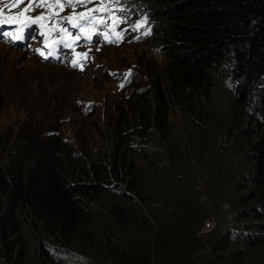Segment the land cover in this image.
Returning a JSON list of instances; mask_svg holds the SVG:
<instances>
[{"label":"trees","instance_id":"16d2710c","mask_svg":"<svg viewBox=\"0 0 264 264\" xmlns=\"http://www.w3.org/2000/svg\"><path fill=\"white\" fill-rule=\"evenodd\" d=\"M116 5L129 26L146 18L135 32L150 29L140 41L167 61L151 90L128 92L103 149L71 142L59 124L0 127V257L264 264V0Z\"/></svg>","mask_w":264,"mask_h":264},{"label":"rangeland","instance_id":"374dc122","mask_svg":"<svg viewBox=\"0 0 264 264\" xmlns=\"http://www.w3.org/2000/svg\"><path fill=\"white\" fill-rule=\"evenodd\" d=\"M49 2L52 3L54 0ZM9 4L11 0H0V9H3L4 18L14 17L18 21H23L24 18L17 13L27 7V2L11 9L5 7ZM103 7H110L114 11L117 9L109 0H101L99 4L93 2L75 9L65 7L62 13L64 16L79 12L87 13L88 9ZM45 8L46 5L37 7L25 15L48 16L53 10L61 11L59 5L46 11ZM89 15L95 16L96 20L84 29L93 33L97 30L96 25L100 17L97 12ZM116 19V15L107 17L99 31L107 33L109 39H117L116 32L128 29L118 43H107L103 36H100L94 37L92 44L83 43L79 46L74 44V50L60 47L59 50L63 48L61 52L65 53L60 61H46L34 51V48H38L45 38L54 41V37L63 36L66 42L71 41L67 33L58 31L66 25H57L56 16H52L51 20L45 19L40 22L42 27H37L32 35V38H39L38 41H31L26 48L15 47L0 36V106L3 105L0 111V127L21 123L26 119H30L33 126L38 128L43 126L46 131L52 129L54 125L58 127L59 124L63 128L62 133L71 142L78 144L85 140L88 148L91 147L93 150L105 148L118 127L122 111L127 112L129 109L125 102L128 92L131 88L139 89L145 84L151 90L154 80L152 72H157L167 61L158 49L142 43L141 39L132 38L134 34L130 35V26L124 19H121L124 22L116 27L114 24ZM53 26L56 31H50ZM5 28L6 25L0 26V34ZM69 30L76 35V30L71 28ZM40 31H43L45 36H40ZM89 48H91L88 53L90 59L84 64L83 71L79 67H72L73 59L78 62L84 59L76 53L86 52ZM129 70L132 74L128 80H125L124 74ZM122 83L124 87H120ZM131 83L134 86L129 85ZM173 113L169 116V127L171 126L176 134V128L184 127V122L177 111ZM212 220L205 221V223L210 222L211 226L209 228L203 226L198 232L199 236L206 237L205 233L214 226ZM27 245L33 252L35 242L28 239ZM0 264L12 263L0 257Z\"/></svg>","mask_w":264,"mask_h":264},{"label":"snow or ice","instance_id":"6c2138e0","mask_svg":"<svg viewBox=\"0 0 264 264\" xmlns=\"http://www.w3.org/2000/svg\"><path fill=\"white\" fill-rule=\"evenodd\" d=\"M26 2H27V7L23 8L19 13H17L18 16L24 18L23 22L18 21L14 17H8L7 19H5L3 15V9H0V26H4L6 24L15 25L18 32L20 33L17 35H13L12 31L5 33L3 37L5 42L14 43L16 41H22L26 37L27 30L32 28L33 25H36L38 28L42 27L40 23L41 21L45 19L51 20L52 15H59V13H52L48 16L41 14V15H36L34 17L25 15V13L29 11H34L37 7H42L46 5V8H45V11H46L49 8H54L55 6L59 5L61 11H63L65 7L75 9L77 7L86 6L87 4L93 3V2L99 4L101 3V0H54V2L52 3H50L49 0H11V4L5 5V7L9 9L16 8L17 6L24 4ZM109 2L119 4L120 0H109ZM92 12H97L100 17L99 23L96 25L97 30L94 31L92 35H81L84 32V27L86 25L92 24L96 20L95 16L89 15ZM116 12L124 14L126 10L123 8H117L114 11L110 7H103L101 9L91 8V9H88L87 13L79 12V13H74L73 15L60 16L59 19L56 21V24L57 25L63 24L66 26L58 29V31L61 33H67L68 37L71 38V41L66 42L65 38L63 36H60L56 41L53 42L51 49L48 51L47 55H45L43 48H37L35 49V52L38 55H40L42 59H48L49 57H53L57 55V50L60 47H65V48L74 50V47H73L74 44L79 46V42L81 41H83L85 45L92 44L94 43V40H93L94 36L95 37L103 36L105 42L107 43H118L119 39H121L127 33L128 29H121L119 32H116L115 36L117 37V39H109L107 33H101L99 31V28L101 25L104 24L105 19L109 16L115 15ZM74 16L76 17L75 20H74ZM123 22H124L123 20L117 17V19L114 21V24L116 27H119V24ZM145 23H146V18L144 20H141L131 25L130 28L132 31H137ZM69 28L76 29L77 30L76 35H73L72 32L69 30ZM56 30L57 29L55 28V26H53V28L50 29V31H56ZM39 34L42 37L45 36V33L43 31H40ZM149 34H150V29L142 32L140 36H136L134 37V39L139 40L143 36H146ZM44 46H48L47 38H45L44 40ZM90 51H91V48H89L88 51L86 52H77L76 55L79 57H83L84 59L79 62L73 59L71 61V66L74 68L79 67V69L83 71L84 64L88 62V59H90L88 55ZM97 51H99V48H97ZM131 74H132L131 70H129L128 73H125L124 74L125 80H128ZM120 87H124V84L122 83Z\"/></svg>","mask_w":264,"mask_h":264},{"label":"clouds","instance_id":"9594fccd","mask_svg":"<svg viewBox=\"0 0 264 264\" xmlns=\"http://www.w3.org/2000/svg\"><path fill=\"white\" fill-rule=\"evenodd\" d=\"M133 34H137V36H140L141 34H139L138 32H135V31H130V35L132 36ZM145 37V36H143Z\"/></svg>","mask_w":264,"mask_h":264},{"label":"built area","instance_id":"2783aa9c","mask_svg":"<svg viewBox=\"0 0 264 264\" xmlns=\"http://www.w3.org/2000/svg\"><path fill=\"white\" fill-rule=\"evenodd\" d=\"M210 226H211L210 222L205 224V228H209Z\"/></svg>","mask_w":264,"mask_h":264}]
</instances>
